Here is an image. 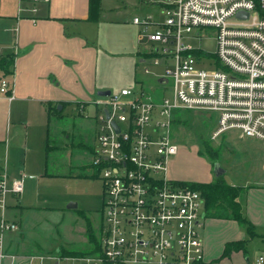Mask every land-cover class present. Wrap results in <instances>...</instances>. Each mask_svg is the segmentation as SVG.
Returning a JSON list of instances; mask_svg holds the SVG:
<instances>
[{
	"label": "built area",
	"instance_id": "2783aa9c",
	"mask_svg": "<svg viewBox=\"0 0 264 264\" xmlns=\"http://www.w3.org/2000/svg\"><path fill=\"white\" fill-rule=\"evenodd\" d=\"M161 4L163 21L149 16L133 22L157 25L146 33L155 46L147 58L155 66L165 65L158 78L167 80L161 85L170 83V95H154L156 88L148 90L140 81L136 89L111 92L96 102L93 176L104 181L99 251L85 256L38 255L31 261L214 264L205 259L204 196L168 176L170 160L179 151L173 139L174 120L179 111H211L218 118L213 139L238 131L243 137L264 141V0H166ZM240 12L248 16L238 17ZM205 29L215 31V54L191 42L195 31L202 36ZM12 87L3 78L0 93L12 99ZM85 107L80 104V112ZM24 187V178L9 181L6 173L0 176V261L15 257L8 252L4 235L19 230V224L6 215L7 197L21 195ZM243 264H264V254Z\"/></svg>",
	"mask_w": 264,
	"mask_h": 264
},
{
	"label": "rangeland",
	"instance_id": "374dc122",
	"mask_svg": "<svg viewBox=\"0 0 264 264\" xmlns=\"http://www.w3.org/2000/svg\"><path fill=\"white\" fill-rule=\"evenodd\" d=\"M98 1L99 20L89 29V37L96 50L93 73L98 84L108 87L107 90L113 93H120L124 88L136 89L141 81L148 90L156 88L154 95L169 96L170 83L161 85L158 78L164 74L165 65L155 66L149 58L141 62L140 57V51L149 52L155 47L142 42V34L155 24L146 26L133 22L136 17L149 16L155 21H163L160 2L166 0ZM201 33L202 36L196 35L195 31V39H191V42L215 54V31L205 29ZM13 68L12 65L9 70ZM145 68H149L148 74ZM0 75L6 76L3 70H0ZM60 88L58 86L56 90ZM64 94L67 97L71 95L67 92ZM23 99L21 97L5 106L3 122L0 112V128L6 129L8 123L7 145L0 140V153L5 154L6 146L9 151V164L0 158V169H6L9 181L24 178V192L18 195L19 205L28 208L21 209L23 240L31 243L29 247L32 250L34 246H40L38 250L44 256L57 255L53 252L60 248L89 252L88 223H92L97 233L103 214L104 181L100 177H93V155L89 151V147L96 146V102L100 97L97 93L91 95L82 112L80 104L75 101L63 105L64 110H60V104L54 106L53 102L38 103L32 98L28 101ZM3 103L0 102V107ZM50 105L53 110L56 108L57 113L49 118L47 108ZM178 117L182 121L174 126L173 139L179 151L170 160V178L183 182L216 179L214 164L218 162L225 170L224 177L229 183L243 185L250 182V188L259 185L264 188V141L243 137L238 131L227 132L213 139V131L218 123L215 112L184 110L176 114ZM47 138L51 146H58V150L52 149L47 154ZM85 145L89 147L85 148ZM209 145L219 155L212 154V150L207 151ZM10 196L9 202H17V198ZM250 199L248 190H244L239 198L247 218ZM70 203H76L77 207L69 209ZM217 226H220V230H226L229 237L243 239L245 248L225 255L224 247L215 243L214 247L211 246L210 254L205 253L208 262L243 264L247 258L253 261L264 254V226L253 225L255 234L238 222H222ZM53 262L48 259L47 264Z\"/></svg>",
	"mask_w": 264,
	"mask_h": 264
},
{
	"label": "crops",
	"instance_id": "0c3cea01",
	"mask_svg": "<svg viewBox=\"0 0 264 264\" xmlns=\"http://www.w3.org/2000/svg\"><path fill=\"white\" fill-rule=\"evenodd\" d=\"M160 7L162 9L161 2ZM94 23L95 21L89 19V0H49L38 4L21 0H0V50L2 51L0 57L9 55L15 57L13 74L0 75V82L3 78H7L13 83L12 99L8 95L0 93V102H4L0 107L1 122L4 121L5 106L20 100L21 97L24 98V101L32 98L34 102L38 103H45L46 101L50 104L53 102L54 106L62 104L61 110H64V106L72 101L78 104L83 103L86 106L87 101L91 100V95L107 90L108 87L99 85L100 83L93 73L96 50L89 37V29ZM153 28H147L146 33L151 32ZM146 33L142 34V42L146 41L148 45L153 44L148 40ZM140 53L141 62H145L149 52L143 50ZM58 86L61 87L60 90H56ZM70 86H72L71 89H68ZM69 90L73 93H70ZM65 92L71 94L70 97H67ZM52 108V105L47 108L48 116ZM7 124L6 129L0 128V140L6 145L8 141L6 139ZM47 132H49V122ZM88 147L85 145V148ZM89 148V151L93 152V147ZM52 149L58 150V146H51L49 138H47V154ZM0 158L6 160L7 165L9 164L7 146L5 154L0 153ZM5 170L3 167L0 169V176L6 172ZM214 180L207 178L191 181L209 183ZM231 184L241 186L243 191H249L251 199L246 214L255 227L264 226L263 186L250 188V182H245L243 185ZM9 195L17 198V202H9L7 197L6 215L19 224V230L16 231L17 233L9 232L4 235L6 248L15 257L6 258L0 261V264H35L36 262L47 264L48 258L43 261L36 259L31 261L32 256L44 254L38 250L40 246H34L35 248L32 250L29 247L31 243L23 240L21 209L28 208L19 205L18 196ZM14 198L12 199L14 200ZM222 222L237 223L236 220L222 218L215 212L206 211L203 229L205 253H209L211 246L214 247L215 243L224 247L225 250L228 242L243 240L229 237L226 230L218 229L220 226L217 224ZM61 249L65 248L57 249L53 253H59ZM53 264L56 262L54 261Z\"/></svg>",
	"mask_w": 264,
	"mask_h": 264
},
{
	"label": "trees",
	"instance_id": "16d2710c",
	"mask_svg": "<svg viewBox=\"0 0 264 264\" xmlns=\"http://www.w3.org/2000/svg\"><path fill=\"white\" fill-rule=\"evenodd\" d=\"M258 3V0H255ZM100 13V2L98 0H89V19L91 21H98ZM198 54V53H197ZM15 57L13 55L3 56L0 59V70H3L5 75H12L13 70H9V67L14 66ZM55 110L49 111V118L51 115L57 113ZM180 112V111H179ZM178 113V112H177ZM176 113V114H177ZM182 121L181 118H175L174 126L178 124V122ZM209 152L211 150L212 154H218L212 147L209 145ZM210 155V153H209ZM219 155V154H218ZM88 177V176H87ZM96 177V176H93ZM184 185L189 186L193 189L199 190L205 198V208L206 211L215 212L218 216L222 218H228L236 220L239 224L246 226L251 234H255L253 225L249 221V219L244 215L242 204L239 200L243 188L241 186L232 185L229 183L224 175L217 177L214 181L209 183H201V182H193L186 181L183 182ZM89 243L91 247L89 248V252L83 251H75V250H67L61 249L59 251L60 255H75V256H85L94 254L99 251V242L98 235L96 233L95 228L92 223H88L87 228ZM245 248V241H234L228 242L226 244L224 254H229L233 250H243Z\"/></svg>",
	"mask_w": 264,
	"mask_h": 264
},
{
	"label": "water",
	"instance_id": "95a60500",
	"mask_svg": "<svg viewBox=\"0 0 264 264\" xmlns=\"http://www.w3.org/2000/svg\"><path fill=\"white\" fill-rule=\"evenodd\" d=\"M247 16H248V14H247V13H243V12H240V13L238 14V17H247ZM159 82H160V83H166L167 80L161 78V79L159 80ZM110 93H111L110 90H102V91H99V92H98V95H99V96H106V95H109ZM59 109H60V110L62 109V105H61V104H60V106H59ZM116 129L119 131V130H120L119 126L116 125ZM214 171H215V174H216L217 177L222 176V175L225 174V170L222 169L221 165H220L218 162H216V163L214 164ZM76 207H77V204H76V203H70V204L68 205V208H69V209L76 208Z\"/></svg>",
	"mask_w": 264,
	"mask_h": 264
}]
</instances>
